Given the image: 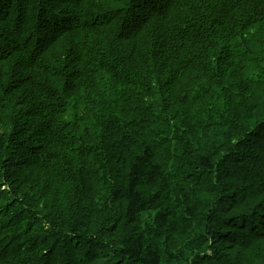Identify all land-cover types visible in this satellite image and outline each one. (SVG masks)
I'll return each mask as SVG.
<instances>
[{
  "label": "trees",
  "instance_id": "obj_1",
  "mask_svg": "<svg viewBox=\"0 0 264 264\" xmlns=\"http://www.w3.org/2000/svg\"><path fill=\"white\" fill-rule=\"evenodd\" d=\"M0 264H264V0H0Z\"/></svg>",
  "mask_w": 264,
  "mask_h": 264
},
{
  "label": "rangeland",
  "instance_id": "obj_2",
  "mask_svg": "<svg viewBox=\"0 0 264 264\" xmlns=\"http://www.w3.org/2000/svg\"><path fill=\"white\" fill-rule=\"evenodd\" d=\"M92 14H93V13H92ZM98 29H100V28H98ZM28 184H29V183H28ZM30 186H31V185H29V188H31ZM27 190H29L28 187H27ZM28 192H29V191H28ZM40 219H41V218H40ZM178 252H180V250H178Z\"/></svg>",
  "mask_w": 264,
  "mask_h": 264
}]
</instances>
